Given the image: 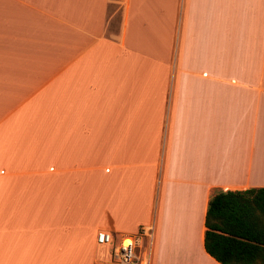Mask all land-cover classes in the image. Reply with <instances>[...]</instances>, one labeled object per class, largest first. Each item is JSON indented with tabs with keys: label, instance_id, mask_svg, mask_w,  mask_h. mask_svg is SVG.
I'll use <instances>...</instances> for the list:
<instances>
[{
	"label": "crops",
	"instance_id": "obj_1",
	"mask_svg": "<svg viewBox=\"0 0 264 264\" xmlns=\"http://www.w3.org/2000/svg\"><path fill=\"white\" fill-rule=\"evenodd\" d=\"M259 187L264 0H0V264H220L210 195Z\"/></svg>",
	"mask_w": 264,
	"mask_h": 264
},
{
	"label": "trees",
	"instance_id": "obj_2",
	"mask_svg": "<svg viewBox=\"0 0 264 264\" xmlns=\"http://www.w3.org/2000/svg\"><path fill=\"white\" fill-rule=\"evenodd\" d=\"M204 226V249L218 263L264 264V187L215 189Z\"/></svg>",
	"mask_w": 264,
	"mask_h": 264
},
{
	"label": "built area",
	"instance_id": "obj_3",
	"mask_svg": "<svg viewBox=\"0 0 264 264\" xmlns=\"http://www.w3.org/2000/svg\"><path fill=\"white\" fill-rule=\"evenodd\" d=\"M153 229L154 228L152 225L141 226L138 231V235L145 236L149 241H151L153 237ZM136 237L138 236L124 237L119 243L115 245L114 236L103 231L98 233L97 242L100 244L109 245L111 257L119 264H141L140 258L136 251L138 247Z\"/></svg>",
	"mask_w": 264,
	"mask_h": 264
}]
</instances>
